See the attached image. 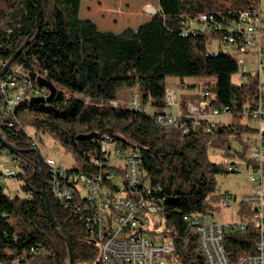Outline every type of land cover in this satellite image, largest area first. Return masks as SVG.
<instances>
[{
	"label": "trees",
	"instance_id": "1",
	"mask_svg": "<svg viewBox=\"0 0 264 264\" xmlns=\"http://www.w3.org/2000/svg\"><path fill=\"white\" fill-rule=\"evenodd\" d=\"M255 3L157 0L149 19L135 28L112 31L100 29L93 20L82 17L81 0H0V70L29 38L0 79L17 74L31 82L26 96L10 115L3 114L0 98V134L18 149L12 157L17 169L10 177L20 182L18 191L5 192L2 182L6 177L0 169V264H69L70 256L71 264H98V244L88 237L72 212L51 195L48 181L52 171L46 164L40 169L42 155L32 147L23 123L35 134L48 133L65 147L72 157L71 170L100 172L107 181L110 173L116 172L103 144L112 139L115 148L133 150L142 175L139 189L144 188L143 183L150 188L146 195L159 207L155 225L173 244L168 258L174 264H204L197 234L183 215L215 214L223 196H236L218 186V174L236 171L228 170L223 161L213 162L208 154L210 145L230 155L232 144L237 143L233 153L249 161L247 148L253 143L251 134L255 139L256 127L242 110L255 98L257 79L246 72V81L234 82L232 77L238 71L235 55L220 42L224 33L234 32L229 26L241 11L259 14ZM204 13L213 21L201 24L197 17ZM213 38L218 46L214 53L208 48ZM29 72L54 84L50 101L34 100L45 98L49 91ZM171 76H215L216 98L210 106L226 110V115L245 123L195 120L188 112V103L198 107L200 94L192 93L180 96L177 123L160 126L156 119L166 114V77ZM122 88L136 90L138 106L116 104ZM86 98L106 103H92ZM147 102L152 111L141 108ZM3 153L6 148L0 141ZM112 178L109 184L118 188L116 177ZM43 187L55 228L47 215ZM254 211L239 201L234 215L242 218L244 213ZM257 239L258 229L253 222L245 230H226L223 245L229 262L253 254Z\"/></svg>",
	"mask_w": 264,
	"mask_h": 264
},
{
	"label": "built area",
	"instance_id": "2",
	"mask_svg": "<svg viewBox=\"0 0 264 264\" xmlns=\"http://www.w3.org/2000/svg\"><path fill=\"white\" fill-rule=\"evenodd\" d=\"M154 10L147 12L151 13ZM258 15L249 10L241 11L238 19L230 23L229 30L234 32L224 33L220 42L224 49L235 55L241 81H246V72L256 75L257 90L251 104H247L242 110L250 122L256 123L253 125L256 127L255 142L248 145L249 161L245 163L248 180L254 183L256 188L239 197L225 195L219 206L229 207L240 201L255 211L253 214L244 213L242 218L236 216V220L227 221L218 220L211 212H192L183 215V220L191 225L197 234V243L203 254L204 264H264V31L261 23L254 21ZM197 19L201 24L213 21V17L205 13L199 15ZM193 22L195 21H191ZM242 55L251 56L250 62L256 63V69L247 68V58ZM30 85V80L22 79L17 74H8L5 79H0L3 114L12 113L13 108L26 96V90ZM200 97L199 108L188 104V112L195 116V120L198 118L213 120L217 115L227 114L226 110L210 106V102L216 97L209 91L203 90ZM167 100L168 96L166 103ZM130 104L139 105L135 96L131 97ZM176 105L179 107V101ZM178 116L179 113H166L158 116L156 122L162 127H171L177 123ZM8 125L11 126L12 122L9 121ZM31 145L34 149L37 147L33 140ZM115 147L112 139H108L102 146L109 154V162L116 172L107 175L109 181L103 178L100 172L84 173L81 170L77 172L54 161L53 158H44L45 164L52 171L48 181L51 195L72 212L88 237L98 244V264H174L168 258L173 252L171 239L159 232V227L155 225L158 217L154 215L159 216L158 204L146 195L151 191L146 184L143 183L144 188L139 189L142 175L138 158L131 149L120 150ZM112 150L114 158H111ZM6 154L11 160L14 157V153L7 150ZM119 157L123 160V169L112 164V160ZM225 164L228 170L238 172L237 163ZM14 171L3 169L2 174L10 177ZM114 176L118 188L109 184ZM142 190H145V193ZM249 222H253L258 229L255 252L243 255L237 262L230 263L223 245L224 232L245 230Z\"/></svg>",
	"mask_w": 264,
	"mask_h": 264
},
{
	"label": "rangeland",
	"instance_id": "3",
	"mask_svg": "<svg viewBox=\"0 0 264 264\" xmlns=\"http://www.w3.org/2000/svg\"><path fill=\"white\" fill-rule=\"evenodd\" d=\"M82 14L91 12L96 19L97 22L104 23L105 28H100L103 30H112V31H121L126 27L135 28L139 24L143 23L147 19L150 18L149 12L156 8L157 0H83L82 3ZM256 8L259 11L258 17L254 20L255 22L261 23V28L264 31V0H256ZM84 17V16H82ZM209 51L214 53L217 52V39L213 38L209 43ZM242 57L247 58V68L256 69L257 65L251 61V56L242 55ZM174 80H179L178 77H169ZM168 78V79H169ZM234 82H239V74L236 72L232 77ZM169 80H166V87L168 86ZM173 87H176L175 84L171 83ZM61 89V86H57ZM191 94V93H190ZM213 93H211L212 95ZM78 97L83 98L84 96L81 94H77ZM130 96H136L139 98L135 89L130 88H122L118 91L117 98L115 102L118 106H129L131 98ZM85 100L92 103H106L99 98H86ZM169 101H173L172 98ZM179 101V100H178ZM201 101V97H200ZM109 103L113 104V101ZM189 104V103H188ZM200 105V102H199ZM196 107V106H195ZM141 108L146 111H152L154 108L151 106L149 102L146 104H141ZM179 107L176 106V110ZM199 108V106L197 107ZM182 112H186V110H182ZM216 121L219 122H242L243 119L237 117H230L226 114H220L214 117ZM250 124L255 125L254 121L250 122ZM23 130L26 131L30 137L31 141L33 140L37 148L39 149L42 157L44 158H53L54 161L61 163L67 167L72 165V157L70 152L63 147L55 138H53L48 133L38 132L34 133L33 128L29 125H25L23 123ZM251 141L255 142L253 139V134H251ZM36 148V147H35ZM238 148L237 143L232 144V152L230 155H225L222 153V148L216 145H210L208 147V154L210 159L213 162H235L238 166V172H230L226 174H218L217 184L222 191H228L231 194L236 195V197L241 196L244 193L252 192L255 190L256 185L251 183L248 180V170L245 167V161L242 160L241 157H238L234 154V149ZM111 158H114V151L111 152ZM45 164V161H44ZM112 164L116 165L117 168L123 169L124 164L123 160L119 157V159L112 160ZM0 169H8L14 171L17 169L16 163L12 161L8 154L3 153L0 154ZM264 185V184H263ZM2 186L5 192L12 194L20 189V182L14 177H6L3 179ZM19 193V192H17ZM236 203H233L229 207H217L215 210V215L220 221L227 220H236V216L234 215V209L236 208ZM234 215V216H233ZM158 217V214L154 215ZM152 227V224H151Z\"/></svg>",
	"mask_w": 264,
	"mask_h": 264
},
{
	"label": "crops",
	"instance_id": "4",
	"mask_svg": "<svg viewBox=\"0 0 264 264\" xmlns=\"http://www.w3.org/2000/svg\"><path fill=\"white\" fill-rule=\"evenodd\" d=\"M83 0H81L80 5V15L85 18H89L93 20L99 28H105V24L101 22H97L94 19V16L91 12L87 14H82V4ZM129 27V26H128ZM166 77V80H169L168 86L166 87V96H168V100L166 103L165 111L166 113L177 114L180 113V110H176V103L179 100L180 96L183 94H192L198 93L201 94L203 90L209 91L212 96L216 97V77L215 76H196V77H178V81L172 78ZM171 83L175 84L176 87H173ZM131 89V88H130ZM172 98L173 101H169Z\"/></svg>",
	"mask_w": 264,
	"mask_h": 264
},
{
	"label": "water",
	"instance_id": "5",
	"mask_svg": "<svg viewBox=\"0 0 264 264\" xmlns=\"http://www.w3.org/2000/svg\"><path fill=\"white\" fill-rule=\"evenodd\" d=\"M36 29H39V21L36 20ZM29 42V38H27L22 44L21 46L14 52V54L5 62V64L3 65L2 69L0 70V75H2L3 73L6 72V70L9 68V66L12 64V62L15 60V58L17 57V55L22 51V49L27 45V43ZM29 75L32 79H34L39 85L45 87L46 89H48L49 94L44 98V97H35L34 100H38V101H50L52 96L54 95L55 92V87L54 84L49 80L46 79L43 76L37 75L35 72H29ZM0 141L4 144L5 148L7 151L11 152V153H16L18 151V149L13 146L12 144H10L8 141H6L0 134ZM39 164H40V169L43 167L44 165V161L43 158L39 155ZM43 196H44V200H45V206H46V210H47V215L48 218L50 220L51 225L55 228L56 227V221L54 219L53 213L50 209V205H49V201H48V195L46 193L45 188L43 187L42 190ZM70 252V250H69ZM69 264H71V256L69 259Z\"/></svg>",
	"mask_w": 264,
	"mask_h": 264
}]
</instances>
